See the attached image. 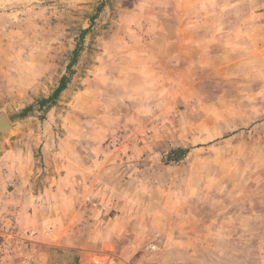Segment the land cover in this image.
<instances>
[{"label": "rangeland", "instance_id": "374dc122", "mask_svg": "<svg viewBox=\"0 0 264 264\" xmlns=\"http://www.w3.org/2000/svg\"><path fill=\"white\" fill-rule=\"evenodd\" d=\"M89 28L57 106L19 119ZM1 114L0 185L33 171L0 199L17 224L0 264H264V0H0ZM76 153L81 198L110 206L70 249L45 242L42 210ZM174 205L177 222L158 221Z\"/></svg>", "mask_w": 264, "mask_h": 264}, {"label": "crops", "instance_id": "0c3cea01", "mask_svg": "<svg viewBox=\"0 0 264 264\" xmlns=\"http://www.w3.org/2000/svg\"><path fill=\"white\" fill-rule=\"evenodd\" d=\"M70 158L71 161L66 163L64 161L66 158L61 157L62 161L60 162L59 166L60 171L57 174L56 180L57 191L55 194L56 196L54 198L55 203L52 208H46V210H42V212H46V216L42 219V227L44 229L42 237L43 239H45L46 243H51L55 244L56 246L73 249L77 247V244L75 243V238L79 236L78 232L82 218L87 215V217H89V220L87 222L89 224L95 225L94 227H97V220L99 221V219H103L108 221V206L110 205L109 203H107L108 201L106 202L108 198V193H105L106 196L103 197L101 200H95L94 203L98 204L96 208L91 207L89 204L86 203L84 198H81L80 191L77 187L82 181H84V178H81L82 168L78 167L80 163L75 161L80 160V154H73ZM32 171L33 168L31 166V160H29L27 168L23 170L20 169V172H17L14 175L10 174L4 184L0 185L1 201H11L8 200V198H10L9 192L12 190V188L15 192H17V190L22 189V187H26V185L30 183ZM90 182L95 184L97 183V181L93 182L92 180ZM0 205L3 206L2 203H0ZM184 206L185 205H174V208H176L175 211H171L168 214H158V221H169L172 223H176L177 210L181 209ZM51 209L52 211H50ZM0 211H3L2 208L0 209ZM189 214H186L188 219H191V221L196 219V215L190 214L189 216ZM0 215L4 214L0 213ZM6 215L8 214L6 213ZM31 219L32 218H29V220ZM27 222L29 223V221ZM49 224L50 226L54 225V228L49 229ZM25 229H27V231H29L31 234H33L35 231L32 222H30L29 226H25ZM109 244L110 242L108 239V256L111 255Z\"/></svg>", "mask_w": 264, "mask_h": 264}, {"label": "trees", "instance_id": "16d2710c", "mask_svg": "<svg viewBox=\"0 0 264 264\" xmlns=\"http://www.w3.org/2000/svg\"><path fill=\"white\" fill-rule=\"evenodd\" d=\"M103 7L98 8V13L102 11ZM98 15V14H97ZM91 31V28L83 30L79 36V43L77 44L75 50L72 52L71 61L67 68V73L63 75L59 81L58 86L54 91L50 94V96L41 97L36 100V103L29 106L20 112L17 117L19 119H25L32 115L35 108H38L40 112L43 113L41 119H44L45 115L57 106L59 99L62 94L68 89V87L73 82V78L76 75L77 71L75 70V66L79 63V59L81 57L83 51V42L85 41L86 36ZM191 149L190 148H175L165 154L164 160L166 164H178L184 159L187 158Z\"/></svg>", "mask_w": 264, "mask_h": 264}, {"label": "built area", "instance_id": "2783aa9c", "mask_svg": "<svg viewBox=\"0 0 264 264\" xmlns=\"http://www.w3.org/2000/svg\"><path fill=\"white\" fill-rule=\"evenodd\" d=\"M15 221L11 218L0 215V258L5 257L13 249V240L15 239L16 230ZM152 250L157 249L158 245L153 244Z\"/></svg>", "mask_w": 264, "mask_h": 264}, {"label": "water", "instance_id": "95a60500", "mask_svg": "<svg viewBox=\"0 0 264 264\" xmlns=\"http://www.w3.org/2000/svg\"><path fill=\"white\" fill-rule=\"evenodd\" d=\"M13 130V124L5 114L0 115V137L8 134Z\"/></svg>", "mask_w": 264, "mask_h": 264}]
</instances>
